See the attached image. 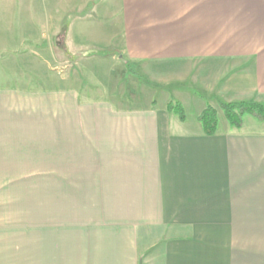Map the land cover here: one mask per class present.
<instances>
[{"label": "crops", "instance_id": "crops-1", "mask_svg": "<svg viewBox=\"0 0 264 264\" xmlns=\"http://www.w3.org/2000/svg\"><path fill=\"white\" fill-rule=\"evenodd\" d=\"M218 100L264 103V0H0V171L39 170V264H264V121L209 135Z\"/></svg>", "mask_w": 264, "mask_h": 264}, {"label": "rangeland", "instance_id": "rangeland-1", "mask_svg": "<svg viewBox=\"0 0 264 264\" xmlns=\"http://www.w3.org/2000/svg\"><path fill=\"white\" fill-rule=\"evenodd\" d=\"M62 63L55 72L42 76L45 84L67 82V68L63 69L68 65L67 59ZM216 102L215 108L223 111ZM42 221L39 220V170L0 171V264H39Z\"/></svg>", "mask_w": 264, "mask_h": 264}, {"label": "trees", "instance_id": "trees-1", "mask_svg": "<svg viewBox=\"0 0 264 264\" xmlns=\"http://www.w3.org/2000/svg\"><path fill=\"white\" fill-rule=\"evenodd\" d=\"M97 1L98 0H96V2ZM99 53L108 54L111 53V51H104ZM127 65L129 70L132 71L130 65ZM218 103L222 107L229 123L235 127H240L243 124L245 115H253L264 121V103L256 101L224 102L222 100H218ZM168 109L169 111H174L175 113H177L182 120L185 119V110L181 103L171 102L168 105ZM199 119L203 125L205 133L209 135H213L216 133L218 125V112L214 106L208 105L201 113Z\"/></svg>", "mask_w": 264, "mask_h": 264}]
</instances>
